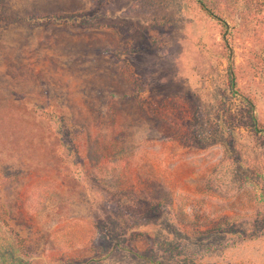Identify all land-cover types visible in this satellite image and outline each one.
I'll list each match as a JSON object with an SVG mask.
<instances>
[{
  "label": "rangeland",
  "instance_id": "rangeland-1",
  "mask_svg": "<svg viewBox=\"0 0 264 264\" xmlns=\"http://www.w3.org/2000/svg\"><path fill=\"white\" fill-rule=\"evenodd\" d=\"M0 264H264V0H0Z\"/></svg>",
  "mask_w": 264,
  "mask_h": 264
},
{
  "label": "trees",
  "instance_id": "trees-1",
  "mask_svg": "<svg viewBox=\"0 0 264 264\" xmlns=\"http://www.w3.org/2000/svg\"><path fill=\"white\" fill-rule=\"evenodd\" d=\"M2 244H4L5 246L7 245V243H6V242H5V243H2ZM5 246H4V247H5Z\"/></svg>",
  "mask_w": 264,
  "mask_h": 264
}]
</instances>
